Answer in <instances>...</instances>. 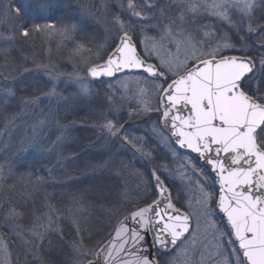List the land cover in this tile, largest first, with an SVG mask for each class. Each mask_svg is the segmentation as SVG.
I'll list each match as a JSON object with an SVG mask.
<instances>
[{"label":"rangeland","instance_id":"obj_1","mask_svg":"<svg viewBox=\"0 0 264 264\" xmlns=\"http://www.w3.org/2000/svg\"><path fill=\"white\" fill-rule=\"evenodd\" d=\"M207 2L211 3L212 0ZM20 5H24L22 11L25 19L39 20L42 26L55 25V28L30 35L24 44V49H28L24 56L27 60L25 68L30 70L28 72L47 82V90L43 93L55 87L58 95L43 99L42 103L35 106H23L14 122H9L13 116L3 122L0 126V157L11 150L14 153L22 152L21 154L30 151L42 153L44 158L53 159L58 164L67 161L74 148L72 145L83 139L82 148L88 154V165L96 164L113 181L110 178L102 180L111 187L101 192L99 198H93L91 192H88L86 200H76L75 208L69 210L62 219L64 223L58 218V211H53L52 206L44 208L42 203L38 220L25 228L18 227L12 219L6 217L7 212H2L0 201V264H83L93 258L97 245L93 248L83 243L81 253L73 251L71 242L81 236L80 233L77 236V226L83 229V234L87 237L105 236L109 230L110 233L125 215L124 209L127 206L131 207L135 203L138 205L139 202L150 199L153 169L169 187H174L175 198L192 219L190 233L175 249L162 255V263L237 264L240 254H233L235 246L228 242L232 240L231 236L220 235L229 231L217 216L215 202L211 205V215H205L200 203L201 184L206 190L215 193L216 200L214 183L191 155L173 145L160 125L162 108L152 87L156 81L152 78L145 80V76L140 74H126L112 81L94 83L86 74L89 66L106 57L110 47L116 44L122 33L114 20L116 16L124 21L128 32L136 36L141 55L148 61L159 65L161 58L179 56L183 60L184 46L178 51L176 44H170L167 39L162 42L163 47L159 48L158 56L155 52L149 55L153 45L160 43L168 17H177L179 9L184 7L182 0H161L157 3L137 0V12L143 13L140 17L133 15L135 7H129V0H0V51L6 52L20 46L19 30L22 23L18 21L20 15L15 12V8ZM257 7L261 8L264 19V6ZM227 13L231 23L203 9L196 13L186 12L183 27L192 33L196 41H206L207 48H214L218 43L225 42L234 46L225 49L222 55L248 51L251 44L246 43L245 37L254 34L255 30L248 31L247 17H242L236 9L228 8ZM21 17L24 18L23 14ZM65 21L67 23L63 25ZM179 23L177 20V24ZM73 24L77 28L71 33V39L61 35L63 29ZM205 32L210 35L205 37ZM97 37L101 39L99 48L95 49L97 56L82 54L79 50L82 45L79 46L81 42L77 38H87L85 41H88ZM261 57H264L262 52L257 57L258 66ZM8 83L6 80L2 88ZM141 89L146 90V95L141 96ZM97 91L105 94L106 111L107 114L111 112L112 116L107 115L102 121L86 129L75 121H59L56 112L61 102L75 97L88 99ZM142 100L150 103L151 111L143 110ZM41 120L45 121L43 125L40 124ZM108 120L123 126L121 136L126 134L130 139L139 138L133 142L138 146L142 145L151 156L143 157L119 136L109 138L101 127ZM153 128L156 129L155 132ZM79 129L87 130L83 131L87 136L84 133L77 135L76 131ZM33 138L38 139L39 144L29 147V141ZM1 175L0 168V177ZM122 193H126V198ZM69 198L71 200L72 197ZM117 206L120 210L113 214L112 209ZM49 215L53 221L51 230L46 232L43 241H38L29 230L35 224L37 231H45ZM212 222L215 223V228L211 227ZM1 230L12 238L14 246H10Z\"/></svg>","mask_w":264,"mask_h":264},{"label":"snow or ice","instance_id":"obj_2","mask_svg":"<svg viewBox=\"0 0 264 264\" xmlns=\"http://www.w3.org/2000/svg\"><path fill=\"white\" fill-rule=\"evenodd\" d=\"M182 2L184 7L179 9L177 17H168L160 43L153 45L149 55L155 52L158 56L159 48L163 47L162 42L167 39L170 44H176L178 51L182 45L184 46L183 60L179 56H173L161 58L159 65L149 63L137 50L124 21L116 16L114 20L122 31L119 43L103 64L94 65L89 72L92 77H99L102 74L112 77L127 69H142L147 74L145 80L152 78L156 81L152 87L163 105L161 116L163 127L170 136L176 138L175 143L197 153L217 174L218 202L215 200L214 192L200 185L202 194L200 203L205 215L212 214L213 202H216L218 208L226 214L232 232L220 235L221 237L234 235V239L228 242L238 244L237 248L232 249L233 254L237 252L240 254L237 257V264H264V79L253 88L252 84L257 80L256 60L250 56H224L222 52L234 46L225 42L218 43L214 48H207L206 41H196L192 33L183 27L186 23V12L196 13L203 9L231 23L227 9L234 8L242 17H247L248 31L251 32L254 31L252 28L254 12L258 5L264 6V0H212L211 3L207 0H182ZM129 7H135L133 0H129ZM23 9L24 5L15 8L16 14L18 16L23 14ZM133 15L140 17L143 13L133 12ZM161 15H164L163 9ZM52 28H55V25L35 24L31 28L21 25L20 35L27 38L33 32ZM76 28L77 25L73 24L63 29L61 35L71 39V33ZM258 28H264V25H258ZM209 35L208 32L204 33L205 37ZM145 47L147 49V46ZM259 63L260 74L264 77V57L260 58ZM11 71L15 74L10 80L8 76L3 77L9 81L2 90L5 104L9 97L16 96L17 91L26 93L29 87L23 79L29 69ZM140 93L144 96L146 90L141 89ZM56 95L58 93L53 87L49 92L39 96H22L21 102L24 108H28ZM141 102L144 111L152 110L147 100ZM16 118L14 115L9 122H14ZM44 123L45 121H40L41 125ZM101 127L109 138L119 136L143 157L151 156L142 145L138 146L133 142L139 138L130 139L126 134L121 136L123 126H118L117 122L108 120ZM153 131L156 129L153 128ZM38 144V139L33 138L28 146L34 147ZM151 175L155 180L157 198L123 216L118 221L119 226L115 228L113 239L102 245L98 252L89 253L96 257L89 261V264H100L101 255L104 264H113L116 260H119L120 264H161L149 249L152 247L165 249L169 245H177L189 231V215L181 212L172 203L171 194L155 169ZM121 195L126 198V193ZM119 210V206L115 207L112 209L113 214ZM22 215L23 213L15 208H9L6 213V217L10 219ZM48 220L45 231H37L35 224L29 230L36 240L43 241L46 232L51 230L53 223L51 215ZM128 222L134 226L129 227ZM211 227H216L214 222L211 223ZM76 231L79 236L78 226ZM149 233L151 242L147 239ZM60 238H63L62 231ZM117 240L120 241L118 246ZM71 247L74 252L81 253L83 237L73 240ZM121 253L130 259H123Z\"/></svg>","mask_w":264,"mask_h":264},{"label":"trees","instance_id":"obj_3","mask_svg":"<svg viewBox=\"0 0 264 264\" xmlns=\"http://www.w3.org/2000/svg\"><path fill=\"white\" fill-rule=\"evenodd\" d=\"M261 12V8L257 7V10L254 12V22L252 24L255 33L245 37L246 43L251 44L250 49L248 51H239L236 53L250 56L256 60L257 80L253 82V88L257 87L261 79H264L260 74V66H258L257 63V57L260 56L261 52L264 53V28H258V25H264ZM21 15L20 20H18L22 23L21 25L31 28L35 24H40L39 20H28L25 19L24 13V18H22ZM66 23L65 21L63 25H66ZM19 31H21V27ZM35 33L37 32H33L31 35ZM19 38H21L20 46L14 47L6 52L0 51V126H2L7 118H11L14 115L16 116L21 110L23 107L21 102L22 96H38L47 90L48 86L44 78L27 72L23 77L25 83L29 86L27 92L21 93L17 91L15 97L8 98L7 104L3 103L4 94L2 87L3 84L6 83L3 77L8 76L11 79L15 74L11 69L23 71L27 61L24 54L27 53L28 49H24V44L29 37L25 38L20 35ZM77 39L81 42L79 46L81 47L82 45V47L79 50H81L80 52L82 54L88 57L97 56L95 54V49L98 47V43L101 40L100 38L97 37L95 39H89L88 41H85L87 38ZM112 47L113 46L110 47L109 51ZM103 58L101 60H103ZM104 95L102 91H97L89 96L88 99L83 100L76 97L65 99L57 108L56 113L59 117V121L62 123L75 121V123H79L86 129L90 125L99 123L103 118L107 117V115L108 117L112 116L111 112L107 114V104ZM81 130L82 129L76 131L77 135L84 133L83 135L87 136L85 134L87 130ZM82 143H84L83 139L79 140L77 144L72 145V148H74L72 149L70 158L68 159L67 157V161L64 160L58 164H55L53 159L44 158L42 153L30 151L21 154L22 152L14 153L11 150V152H6L4 156L0 157V168L2 172L0 177L1 210L4 213L8 212L9 208H15L17 211L23 213L21 217L12 219L16 226L25 228L38 220L39 210H41L43 204L44 208L46 206H52V208L58 211V218L62 221L67 212L74 209L77 202H80L79 200H86L85 198L88 192H91L93 198L96 199L101 196V192H105V190L111 187V185L109 186L107 182H102V180L110 178L113 181L112 177L106 175L96 164L93 166L88 165L89 157L87 156V152L84 151V148H82ZM169 188L176 206L183 208L175 198L176 196L173 192L174 187L173 189L171 187ZM114 189L116 190V186ZM154 192V188L151 184L150 199H145L139 202L138 205L135 203L133 205L134 207L131 206L132 208L127 206L124 209L125 214L133 208L149 203L156 195ZM69 197L73 199L71 198L70 200ZM76 200L78 201L76 202ZM62 223H64V221H62ZM79 229V233L83 237V243L93 248L96 245L98 247L113 231L109 233V230L107 232V234H109L105 236L87 237L83 234V229ZM1 232L7 238L10 246H14L12 238L8 237L6 232L2 230ZM44 242H46V240ZM162 255L165 254L160 253L157 255V259L160 260L161 264H163Z\"/></svg>","mask_w":264,"mask_h":264},{"label":"water","instance_id":"obj_4","mask_svg":"<svg viewBox=\"0 0 264 264\" xmlns=\"http://www.w3.org/2000/svg\"><path fill=\"white\" fill-rule=\"evenodd\" d=\"M152 1H159V0H152ZM121 35H122V34H121ZM133 42H134V41H133ZM118 43H119V39H118L117 44H118ZM117 44H116V45H117ZM116 45L111 49V51L108 53V55H109L110 53L113 52V50H114V48L116 47ZM137 50H138V49H137ZM108 55L106 56V58H105L103 61H101V62H99V63H96V64H93V65L89 66V68L87 69L86 74H87L88 78H89L92 82L96 83V82H99V81H111V80H114V79H116L117 77H119V76H121V75H124V74H141V75H144V76L147 75L146 73L143 72L142 69H127V70H124V71H122V72H120V73H116V74H115L114 76H112V77H109V76H107V75H103V74H102L101 76H99V77H92V76L90 75L89 69H90L91 67H93L94 65L103 64L104 61L107 60ZM232 55H235V56H245V55H240V54H226V55H224V56H232ZM148 62H149V63H153V62H151V61H148ZM154 64H155V63H154ZM160 105H161V108H162V110H163V105H162L161 103H160ZM161 116H162V112H161ZM160 125H161L162 129H163V130L169 135V132H168L167 130H165V128L163 127V121H162V119H160ZM169 137H170V139H171L173 145H174L178 150H180V151H182V152H185V153H188L189 155H191V156L194 158V160H195V161H196V162H197V163H198V164H199V165H200V166L206 171V173L209 175V177L213 180L214 185H215V188H216V201L218 202V197H219V183H218V177H217V174L211 169V167L206 163V161H205L203 158H201V157L198 156L197 153H195L194 151H192V150H190V149H188V148H186V147H183V148H182L180 145H178L177 143H175L174 141H175L176 138H175L174 136H170V135H169ZM160 178H161V177H160ZM161 180L163 181L162 178H161ZM151 182H152V186L154 187V185H155V180H154V178L152 177V175H151ZM163 182H164V181H163ZM164 185L167 187L168 191L170 192L169 187L165 184V182H164ZM154 189L156 190L155 187H154ZM156 194H157V190H156ZM156 198H157V195H156V197H155L154 199H156ZM154 199H153V200H154ZM153 200H152V201H153ZM171 200H172V197H171ZM152 201H151V202H152ZM151 202H149V203H151ZM172 203L175 205V203L173 202V200H172ZM147 204H148V203H147ZM145 205H146V204H145ZM145 205H142V206H139V207H144ZM161 207H163V204L161 205ZM175 207L178 208V209H180L181 212L188 214V212H187L185 209H182V208H180V207H177L176 205H175ZM133 210H135V209H133ZM131 211H132V210H131ZM215 211H216L218 217H219L221 220H223V222H224L225 225L227 226L228 231H229V232H232V229H231L230 223H229L228 220H227V216H226V214H224V213L218 208V205H217L216 202H215ZM128 213H129V212H128ZM128 213H126L125 215H127ZM125 215H124V216H125ZM188 215H189V214H188ZM189 217H190V215H189ZM122 218H123V216H122L120 219H122ZM128 225H129V227H133V226H134L131 222H128ZM118 226H119V224H118V222H117L116 225H115V227H114V229H113V231H112V233L109 235V237H108L106 240H104V241L100 244V246L96 249L95 253L99 251V249H100V247H101L102 245H106L107 242H109V241H111V240L113 239V237L115 236V228L118 227ZM191 228H192V219H191V217H190V220H189V231H188L187 233L184 234V237H182L181 240L178 241L177 245L187 237V235H188V234L190 233V231H191ZM231 238H232V240H233V239H234V235H232ZM147 239L149 240V242H151V233L148 234ZM116 243H117V246H118L119 243H120V241L117 240ZM177 245H169V246H168L167 248H165V249H157V248H155V247H152V248L149 249V251H150V253H151L153 256L156 257V250H159V251H161V252H170V251H172ZM235 246H236V248H237V247H238V244H235ZM114 255H115V253H114ZM120 255H121V256L123 257V259H125V260L130 259V257L125 256L123 253H121ZM94 259H96L95 255H93V258L87 260V261L84 262L83 264H89V261H92V260H94ZM99 259H100V264H104V261H103V255H101ZM113 264H120V261H119V260L113 261Z\"/></svg>","mask_w":264,"mask_h":264},{"label":"flooded vegetation","instance_id":"obj_5","mask_svg":"<svg viewBox=\"0 0 264 264\" xmlns=\"http://www.w3.org/2000/svg\"><path fill=\"white\" fill-rule=\"evenodd\" d=\"M134 1H135V2H134V3H135V11L137 12V0H134ZM141 1H142V2H143V1H146V2H150V3H157V2H160L161 0H160V1L140 0V2H141ZM135 28H137V26H136ZM121 34H122V33H121ZM121 34H120V35H121ZM120 35H119V36H120ZM129 35H131V34L129 33ZM131 36H132V39H133L134 43H135L136 46H137L138 51L140 52L139 45H138V40H137L136 36H134L133 33H132ZM118 39H119V37H118ZM118 39H117V42H118ZM117 42H116V43H117ZM115 45H116V44H115ZM115 45H114V46H115ZM114 46H113V47H114Z\"/></svg>","mask_w":264,"mask_h":264}]
</instances>
